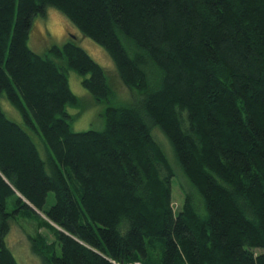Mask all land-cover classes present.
Returning <instances> with one entry per match:
<instances>
[{"label":"trees","instance_id":"16d2710c","mask_svg":"<svg viewBox=\"0 0 264 264\" xmlns=\"http://www.w3.org/2000/svg\"><path fill=\"white\" fill-rule=\"evenodd\" d=\"M47 8L135 93L101 131H73L66 108L79 105L69 71L96 102L112 96L103 68L75 41L28 45ZM2 96L46 158L0 107V264H17L5 237L18 217L36 222L42 264H264V0H0ZM154 128L184 178L176 212Z\"/></svg>","mask_w":264,"mask_h":264},{"label":"rangeland","instance_id":"374dc122","mask_svg":"<svg viewBox=\"0 0 264 264\" xmlns=\"http://www.w3.org/2000/svg\"><path fill=\"white\" fill-rule=\"evenodd\" d=\"M69 41H75L77 46L82 48L94 62L103 68L107 83L112 91V96L107 101L96 102L90 93L82 88L81 78L76 73L69 71L68 83L70 90L79 99L77 107L66 108V112L70 116L69 123L75 132L101 131L104 127V112L106 109L131 103L135 98V93L120 82L115 66L106 51L90 39L84 38L60 12L53 8H47L44 17L34 18L28 45L36 54L49 55L53 47L60 48ZM0 107L10 120L19 124L29 134L40 157L45 159L46 150L42 139L3 96L0 97ZM152 135L165 152L167 161L174 168L175 176L171 185V198L172 207L176 212L183 202L180 185L183 184L184 178L177 167L172 149L164 133L159 128H154ZM10 202L11 200L9 201L8 210L11 209ZM53 204L54 196L52 193H48L43 211L48 210ZM37 214L45 219L41 212L37 211ZM39 230L44 236L48 235L50 241L54 240L48 228L42 227ZM36 231V222H29L27 218L23 217H18L16 222L11 225L10 231L5 237V242L17 264H42L40 259L32 254L30 247L29 237L34 236ZM263 251L262 249H256L255 253L261 254ZM56 253L59 255L58 246H56Z\"/></svg>","mask_w":264,"mask_h":264}]
</instances>
